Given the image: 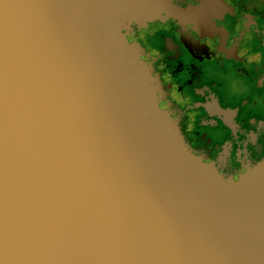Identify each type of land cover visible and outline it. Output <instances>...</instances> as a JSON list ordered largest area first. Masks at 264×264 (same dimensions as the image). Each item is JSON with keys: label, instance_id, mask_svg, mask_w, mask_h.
<instances>
[{"label": "water", "instance_id": "95a60500", "mask_svg": "<svg viewBox=\"0 0 264 264\" xmlns=\"http://www.w3.org/2000/svg\"><path fill=\"white\" fill-rule=\"evenodd\" d=\"M161 9L227 10L0 0L2 264H264V161L234 184L191 157L119 34Z\"/></svg>", "mask_w": 264, "mask_h": 264}, {"label": "clouds", "instance_id": "9594fccd", "mask_svg": "<svg viewBox=\"0 0 264 264\" xmlns=\"http://www.w3.org/2000/svg\"><path fill=\"white\" fill-rule=\"evenodd\" d=\"M168 3L184 11L199 7L201 0L187 3L168 0ZM220 3L231 9L212 18L214 27L226 33L224 51L218 50L219 34L201 39L192 20L181 26L165 9L157 17L146 19L143 25L130 21L131 30L121 27L119 34L126 45L136 44L142 49L137 60L149 66V78L159 82V90L154 93L158 97L155 108L177 123L189 155L203 165L211 164L217 176H228L236 184L248 172L245 159L251 167L264 161V0H220ZM184 33L206 45L212 53L195 65L198 76L194 79L190 65L195 62L191 57L182 55L183 69L177 71L176 63L164 48V37L180 40ZM233 47L235 58L226 55ZM211 98L222 111H234L237 130H230L218 115L207 112L203 105L211 103ZM250 120L256 123L250 126ZM249 132L255 135V141L242 144ZM226 143L230 150L225 167L221 168L215 157Z\"/></svg>", "mask_w": 264, "mask_h": 264}, {"label": "flooded vegetation", "instance_id": "af4514ba", "mask_svg": "<svg viewBox=\"0 0 264 264\" xmlns=\"http://www.w3.org/2000/svg\"><path fill=\"white\" fill-rule=\"evenodd\" d=\"M181 3H187L188 0H180ZM228 12H231V9L227 8ZM251 17H249V20ZM183 26V25H181ZM133 25L131 26V28ZM195 27V26H194ZM196 31L198 32L201 39L204 36H212L215 34H219L220 37V46L219 51H224L223 44H224V38L226 33L221 28H216L213 31L208 30L207 28L203 27H195ZM164 48L169 52V58H171L176 63V70H182L183 64L180 62L182 55H187L188 57H191V60L195 62V64L190 65V71L192 73L193 79L198 76V72L196 71V64L202 63L204 60L208 59V57L212 54L207 49L206 45L200 44L198 40H193L190 35L187 33H184L180 36V40L177 38L176 40H173L171 37H164ZM226 55L232 56L235 58V47L227 50ZM188 83H191V81H188ZM167 87V86H166ZM163 97V93H161V98ZM203 107L207 110V112L211 114L218 115L222 122L230 128V130H237L238 126L233 123V116L235 115L234 111L230 110H221L218 107L217 101L214 98H211V103H205ZM256 123L254 120H250L249 124L250 126L252 124ZM243 134V133H242ZM203 138V137H201ZM255 141V135H252L251 132H249L248 135L245 136L244 141H241L242 144L244 143H252ZM230 145L224 144L221 148L220 152L215 157L216 163L218 167H225V163L229 154ZM207 155V153H206ZM245 166H249V162L245 159L243 161ZM226 171H230L226 169ZM228 177V176H227Z\"/></svg>", "mask_w": 264, "mask_h": 264}]
</instances>
